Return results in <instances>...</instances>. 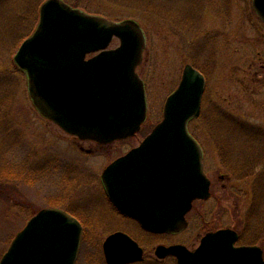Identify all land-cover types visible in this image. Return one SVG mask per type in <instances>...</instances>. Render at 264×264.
I'll list each match as a JSON object with an SVG mask.
<instances>
[{"label":"rangeland","instance_id":"rangeland-1","mask_svg":"<svg viewBox=\"0 0 264 264\" xmlns=\"http://www.w3.org/2000/svg\"><path fill=\"white\" fill-rule=\"evenodd\" d=\"M44 1L0 0V259L32 214L59 206L84 225L75 264H105L101 245L111 230L103 224L94 225L95 216L109 210L103 202L99 176L110 161L140 142L161 120L165 99L177 87L187 63L206 77L203 119L189 124V130L203 150L211 196L194 204L187 229L180 233L144 236L141 231H127L152 258L155 245L190 247L214 225L242 234L241 241L260 247L264 257V245L254 239L257 223L244 218L253 201L264 206V193H258L262 188L259 183L264 182V161L255 170L257 176L236 180L220 165L209 136L216 132L230 145L234 154L228 162L251 147L264 153V132H258L264 130V22L253 10L252 0H63L113 22L133 20L145 36L142 62L136 72L145 88L146 119L137 135L108 146L61 134L40 117L28 95L26 75L13 57L33 33V19L36 15L38 19ZM118 44L113 39L109 47ZM239 120L257 131L252 138L257 142L242 132ZM58 151L64 160L56 170V165L52 168L45 161ZM75 156L79 170L73 176L68 162ZM30 159L39 174L25 173ZM15 169L21 171L17 176ZM92 206L103 207L94 214ZM165 261L163 264H175Z\"/></svg>","mask_w":264,"mask_h":264},{"label":"water","instance_id":"water-1","mask_svg":"<svg viewBox=\"0 0 264 264\" xmlns=\"http://www.w3.org/2000/svg\"><path fill=\"white\" fill-rule=\"evenodd\" d=\"M252 7L264 21V0H252ZM114 38L119 45L108 49ZM144 47V34L133 20L113 22L62 0H46L34 32L13 60L26 74L29 97L42 116L80 140L107 144L134 136L145 120L144 86L136 73ZM204 88L203 75L185 65L165 100L162 120L102 172L109 200L147 231L185 229L192 202L210 196L202 151L187 130L189 120L200 115ZM81 234L73 216L42 209L16 235L0 264H74ZM237 239L234 230L221 229L206 234L194 252L174 245L159 246L155 253L174 256L177 264H203L210 247L218 264H264L260 247L235 248ZM102 251L107 264L142 260V249L121 233L107 237Z\"/></svg>","mask_w":264,"mask_h":264},{"label":"flooded vegetation","instance_id":"flooded-vegetation-1","mask_svg":"<svg viewBox=\"0 0 264 264\" xmlns=\"http://www.w3.org/2000/svg\"><path fill=\"white\" fill-rule=\"evenodd\" d=\"M189 64H191V63H189ZM192 65V64H191ZM204 75V74H203ZM204 78H205V83H206V77H205V75H204ZM207 84V83H206ZM205 89H206V85H205ZM204 93H205V90H204ZM39 114V113H38ZM40 115V114H39ZM40 117L43 119V120H45L46 122H49V123H51L53 126H55V128L57 129V130H59L60 132H61V134H63V135H66V136H71V135H69V134H67L66 132H64L59 126H57L55 123H53L52 121H50V120H48V119H46V118H44L43 116H41L40 115ZM73 139H75L76 137H74V136H71ZM78 141H79V139L78 138H76ZM74 144H75V142H74ZM111 144V143H110ZM140 144V142H138V143H136L135 145H132V146H130L129 148H127L124 152H122V153H120L115 159H117V158H119V157H121L122 155H124V154H126L128 151H130L131 149H133V148H135L136 146H138ZM109 144H106V145H101V144H99V146H108ZM75 149L76 148H74V152L76 153V151H75ZM78 150H80L79 149V147H78ZM79 152V151H78ZM53 153V155L52 156H48L47 158H46V161L45 162H47L49 165H51V167L52 168H54L53 166H55L56 165V170H57V164H59V162H62L63 160H64V156L58 151V152H52ZM77 159H78V157H76L75 156V158H73L72 159V161L71 162H68V168L70 169L69 170V174H71V173H73V176L75 175V170L76 169H78L79 170V165H78V161H77ZM115 159H113V160H115ZM112 160V161H113ZM112 161H110L109 163H111ZM108 163V164H109ZM107 164V165H108ZM48 165V166H49ZM106 165V166H107ZM48 166H46V167H48ZM104 170V169H103ZM42 171H44V169L42 168ZM204 171H205V169H204ZM20 172L21 171H19V170H17V169H15V171H14V175L15 176H17V174H20ZM206 172V171H205ZM25 173H29L31 176L33 175V174H39V170H37V169H35V167H34V160L33 159H30V162H29V164L27 165V167H26V172ZM102 173V172H101ZM99 178H100V186H101V189H102V191H103V202L104 203H106L107 204V206H109V210H103V216H95L96 218H97V222L96 223H94V225H97V226H101L102 224H103V226H105V227H103V228H105L106 229V227L109 229V230H111V233H109L106 237H105V239L107 238V237H109L110 235H113V234H116V233H121V234H124V235H126V236H128L130 239H132L135 243H137V245H138V247H140L141 249H142V260L140 261V262H135V263H131V264H142V263H147V264H163V262H166L165 260H170L172 263H175V264H177V260H176V258L174 257V256H166V257H164V258H159L157 255H156V249L159 247V246H163V247H170V246H174V245H182V246H184V247H186V249L187 250H189L190 252H194L197 248H198V246L200 245V243H201V239H202V237L203 236H205L206 234H209V233H214V232H216L217 230H220V229H223V228H218V227H214V225H212L213 227L212 228H209V229H206V231H205V233H204V235H202L200 238H198V241H197V243H193L190 247H188V246H186V245H184V244H169V245H165V244H157V245H155V247H154V249H153V255H154V257H150L149 255L147 256V254H145V249H144V247H142L141 246V244L139 243V241L138 240H136L135 239V237L131 234V232L130 231H127V230H129V229H133V230H136V231H141V232H143V234L142 235H146V236H156V235H161V233H152V232H150V231H146L141 225H140V223L137 221V219H135V218H133V217H130L129 215H127V214H125V213H123V212H121L119 209H117L115 206H114V204L109 200V198L107 197V195H106V192H105V189H104V186H103V183H102V181H101V174H100V176H99ZM210 190H211V185H210ZM55 199V201L56 202H58L59 203V201H58V199L57 198H54ZM208 200V199H207ZM204 202V201H206V200H195V201H193V203H192V209H193V206H194V204L196 203V202ZM73 207L75 206V201L73 202ZM104 206V205H103ZM103 206H92L91 208H92V213H94V214H96V213H98V212H100V210L98 209L99 207H103ZM53 208H58V209H60V207L58 206V207H53ZM78 208H80V207H78ZM191 209V210H192ZM191 212V211H190ZM190 212H188V214L186 215V220H187V223H189V221H188V215H189V213ZM78 221H79V223H80V225H81V227H82V238H81V243H82V241H83V232H84V225H82V223H81V221H80V219H78V217L77 216H74ZM25 225H26V223H25ZM24 225V226H25ZM23 226V227H24ZM22 227V228H23ZM21 228V229H22ZM20 229V230H21ZM187 229V228H186ZM19 230V231H20ZM18 231V232H19ZM18 232L14 235V237L12 238V240L10 241V244L12 243V241L14 240V238L16 237V235L18 234ZM238 233V232H237ZM164 235H172V234H166V233H164ZM137 238V237H136ZM104 239V240H105ZM104 240H103V242H104ZM103 242H102V244H103ZM9 244V245H10ZM235 248H238V247H242V246H255L254 244H251V243H243L242 241H241V239H240V236H239V234H238V239H237V241L234 243V245H233ZM101 250H102V245H101ZM212 251H213V249L212 248H210V247H207L206 249H205V258H204V262H203V264H218V262H219V260H216V258L214 257V255L212 254ZM77 258H78V256H77ZM102 258H103V260H104V263L105 264H107L106 263V261H105V258H104V255H103V251H102ZM76 261H77V259H76ZM76 261H75V263H76ZM263 261H264V257H263ZM74 263V264H75ZM227 264H229V262L227 263Z\"/></svg>","mask_w":264,"mask_h":264},{"label":"trees","instance_id":"trees-1","mask_svg":"<svg viewBox=\"0 0 264 264\" xmlns=\"http://www.w3.org/2000/svg\"><path fill=\"white\" fill-rule=\"evenodd\" d=\"M37 15L35 16V19H33V24L31 26V30L34 29V26L37 23ZM194 66V65H193ZM196 67V66H195ZM198 68V67H197ZM203 119V116H201ZM201 117L198 118L201 120ZM202 121V120H201ZM239 126H241L242 132L245 133L247 137H250L251 139L253 138V132L252 128L249 127V124H246L244 122H241L239 120L238 122ZM247 126V128H246ZM215 131V130H213ZM211 132V131H210ZM257 132V131H256ZM255 132V133H256ZM258 132H264L263 131H258ZM214 146L217 149L218 157H219V162L220 165L223 166V168L226 169V171L233 176L236 180H245L247 178H250L251 176L257 174L255 173L256 168H259L260 165L262 164L261 160L264 161V153H262L259 149L256 150L254 147H251L247 149L246 153L243 154L242 156L237 155V159H234L233 162L228 160H232L234 152L231 151L230 145L226 143L225 139H221L220 135H218L216 132L210 133L209 134ZM257 137V136H256ZM256 140L257 139H252ZM250 145H254L253 142L250 143ZM247 147V146H246ZM264 151V150H262ZM236 160V161H235ZM235 161V162H234ZM259 186H262V188L259 190L258 193L263 194L264 193V182H260ZM263 190V191H262ZM250 215L252 217L250 218ZM245 220L248 222L249 220H252L253 222L257 223V229L254 230L255 234V241H260L262 242V245H264V206L260 205L257 200L253 201V204L250 206L248 213L245 215ZM242 238V234L240 235ZM254 242V243H256Z\"/></svg>","mask_w":264,"mask_h":264}]
</instances>
